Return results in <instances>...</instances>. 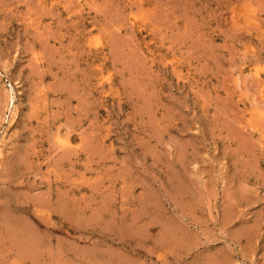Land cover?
Returning a JSON list of instances; mask_svg holds the SVG:
<instances>
[{"label": "rangeland", "instance_id": "374dc122", "mask_svg": "<svg viewBox=\"0 0 264 264\" xmlns=\"http://www.w3.org/2000/svg\"><path fill=\"white\" fill-rule=\"evenodd\" d=\"M0 264H264V0H0Z\"/></svg>", "mask_w": 264, "mask_h": 264}, {"label": "bare ground", "instance_id": "6f19581e", "mask_svg": "<svg viewBox=\"0 0 264 264\" xmlns=\"http://www.w3.org/2000/svg\"><path fill=\"white\" fill-rule=\"evenodd\" d=\"M26 258V257H25Z\"/></svg>", "mask_w": 264, "mask_h": 264}]
</instances>
